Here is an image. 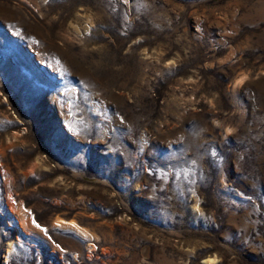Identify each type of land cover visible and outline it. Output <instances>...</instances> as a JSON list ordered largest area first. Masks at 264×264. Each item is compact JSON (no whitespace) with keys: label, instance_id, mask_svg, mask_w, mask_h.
I'll return each mask as SVG.
<instances>
[{"label":"rangeland","instance_id":"1","mask_svg":"<svg viewBox=\"0 0 264 264\" xmlns=\"http://www.w3.org/2000/svg\"><path fill=\"white\" fill-rule=\"evenodd\" d=\"M208 259L264 264V0H0V264Z\"/></svg>","mask_w":264,"mask_h":264},{"label":"bare ground","instance_id":"2","mask_svg":"<svg viewBox=\"0 0 264 264\" xmlns=\"http://www.w3.org/2000/svg\"><path fill=\"white\" fill-rule=\"evenodd\" d=\"M70 222V221H69ZM59 223V222H58ZM57 223V224H58ZM71 223V222H70ZM66 224H69V223H67V221H66ZM71 224H73V223H71ZM59 225V224H58ZM60 226V225H59ZM74 228V227H73ZM75 229V228H74ZM78 230H79V228H78ZM82 232V231H81ZM216 263V259H208L207 261H205V263L204 264H215Z\"/></svg>","mask_w":264,"mask_h":264}]
</instances>
